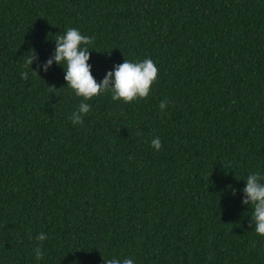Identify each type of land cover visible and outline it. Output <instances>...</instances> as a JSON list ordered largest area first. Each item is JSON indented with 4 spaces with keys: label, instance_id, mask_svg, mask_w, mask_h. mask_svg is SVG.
<instances>
[{
    "label": "trees",
    "instance_id": "16d2710c",
    "mask_svg": "<svg viewBox=\"0 0 264 264\" xmlns=\"http://www.w3.org/2000/svg\"><path fill=\"white\" fill-rule=\"evenodd\" d=\"M69 28L98 83L152 59L149 95L85 101L63 65L45 72ZM257 173L264 0H0V264H264L242 203Z\"/></svg>",
    "mask_w": 264,
    "mask_h": 264
},
{
    "label": "clouds",
    "instance_id": "9594fccd",
    "mask_svg": "<svg viewBox=\"0 0 264 264\" xmlns=\"http://www.w3.org/2000/svg\"><path fill=\"white\" fill-rule=\"evenodd\" d=\"M56 48L53 57L47 60L43 65L44 71L47 72L53 61L63 65L66 69L65 79L67 85L74 90L77 96L83 97L84 100H90L103 92L111 90L113 100H123L131 103L136 98H146L149 95L153 82L157 79L158 68L152 59H146L141 62H130L127 59L122 64H117L114 71H109L102 82L98 83L91 71V65L88 63L90 51L87 47L92 39L82 35L76 28H69L64 34L55 38ZM38 56L33 49L32 54L25 59V67H31L33 61ZM36 74L37 71L34 70ZM24 79L28 78V73L22 72ZM165 102H161L160 108L166 107ZM91 110V105L81 102L78 110L70 117L72 123L82 124L83 115ZM152 147L159 151L162 148V142L159 137L153 138ZM246 187L243 189L246 194L242 203H251L252 221L255 223L254 231L264 236V183L261 182L260 175L250 174L246 178ZM236 194V190H233ZM37 240L44 241L47 239L45 233H40ZM42 245L35 250L36 259H43L44 253L41 250ZM106 264H134L132 259L125 258L122 262L118 259H110Z\"/></svg>",
    "mask_w": 264,
    "mask_h": 264
}]
</instances>
